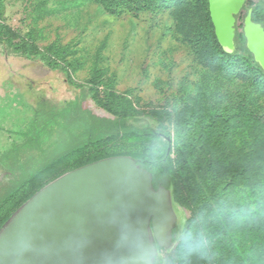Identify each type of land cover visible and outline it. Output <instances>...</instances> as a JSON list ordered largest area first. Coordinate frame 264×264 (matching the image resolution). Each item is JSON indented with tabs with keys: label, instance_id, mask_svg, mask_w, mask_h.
<instances>
[{
	"label": "rangeland",
	"instance_id": "rangeland-1",
	"mask_svg": "<svg viewBox=\"0 0 264 264\" xmlns=\"http://www.w3.org/2000/svg\"><path fill=\"white\" fill-rule=\"evenodd\" d=\"M198 6V0H187L173 10L116 14L98 0H0L1 38L16 42L31 36L35 51L46 52L68 69L65 78L42 62L0 52V221L15 201L78 167L72 163L79 155L62 157L90 131L87 110L76 97L78 85H95L100 96L131 107L127 126L158 132L115 136L88 150L114 155L165 146L162 133L173 140L190 111L201 110L202 118L208 114L218 95L204 90L208 87L232 93L239 89L242 96L247 92L241 82L227 87L219 86L220 80L211 83L217 78L209 63L213 56L195 33L202 15ZM49 162L53 164L41 170ZM176 244L158 250L166 264H180Z\"/></svg>",
	"mask_w": 264,
	"mask_h": 264
},
{
	"label": "trees",
	"instance_id": "trees-1",
	"mask_svg": "<svg viewBox=\"0 0 264 264\" xmlns=\"http://www.w3.org/2000/svg\"><path fill=\"white\" fill-rule=\"evenodd\" d=\"M98 1L116 14L122 11L133 14L152 12L163 7H172L173 10L187 2ZM198 3L199 16L200 12L202 15L195 33L201 35L204 50L213 56L209 65H215L217 80L211 83L219 84L220 80L219 86L224 84L227 87L231 82H241L247 92L242 96L239 89L233 93L219 91L217 86L204 89L210 94H218L216 98L211 97L207 115L203 114L202 118L201 110L190 111L179 124L173 140L169 133H162L165 146L153 152L132 153L130 156L151 173L155 188L162 185L171 192L172 205L178 215L172 237L174 244L178 242L175 249L179 246L177 233L181 228L185 231L204 230L213 238L210 258L205 260L194 255L189 258L188 264H264V216L250 211L264 207V71L247 49L242 33L240 41L236 39L232 53L222 48L214 33L208 0H198ZM263 3L264 0H257L248 2L247 6L245 2L243 8H246L245 15L250 10L251 19L264 29ZM30 40L31 36H24L13 42L0 36V52L3 51L6 56L42 62L48 69L59 70L67 78V67L46 52L35 51ZM78 87L80 90L76 97L87 110L89 117L86 123L89 122L90 131L80 143L62 155L63 158L79 155L72 163L74 167L114 155L100 150L88 152L101 141L133 133H158L149 126H127L125 120L133 116L132 108L118 104L113 97L100 96L95 85L80 84ZM124 100L127 101L126 98ZM52 164L49 162L41 170ZM34 192L15 201L13 210L3 217L0 225ZM221 208L225 210L221 212ZM241 209L250 212L252 218L239 219L243 215ZM187 210L190 213H186ZM157 247L159 250L160 247ZM154 264H166L159 252Z\"/></svg>",
	"mask_w": 264,
	"mask_h": 264
},
{
	"label": "water",
	"instance_id": "water-1",
	"mask_svg": "<svg viewBox=\"0 0 264 264\" xmlns=\"http://www.w3.org/2000/svg\"><path fill=\"white\" fill-rule=\"evenodd\" d=\"M244 2L208 0L214 33L229 53ZM242 31L264 71V29L250 10ZM177 224L170 190L155 188L132 156L110 155L60 174L22 202L0 225V264H154L157 246H174Z\"/></svg>",
	"mask_w": 264,
	"mask_h": 264
},
{
	"label": "clouds",
	"instance_id": "clouds-1",
	"mask_svg": "<svg viewBox=\"0 0 264 264\" xmlns=\"http://www.w3.org/2000/svg\"><path fill=\"white\" fill-rule=\"evenodd\" d=\"M221 208L220 211H224ZM250 211L256 212L258 215L264 216V207L251 209ZM243 215L239 219H251L250 212L241 209ZM177 239L179 246L176 249V260L181 264H188L189 258L192 256H199L202 259H209L212 254L214 240L204 230L189 229L185 231L183 228L178 230Z\"/></svg>",
	"mask_w": 264,
	"mask_h": 264
},
{
	"label": "flooded vegetation",
	"instance_id": "flooded-vegetation-1",
	"mask_svg": "<svg viewBox=\"0 0 264 264\" xmlns=\"http://www.w3.org/2000/svg\"><path fill=\"white\" fill-rule=\"evenodd\" d=\"M257 0H255L256 2ZM246 2V1H245ZM244 2V4H245ZM243 10V7L242 9ZM240 10V12H241ZM238 13L236 16H235V35H234V41H235V45H236V39L237 41H240V33L243 34V31H242V28H243V22H244V17L246 16L245 14H241V13ZM246 13V11H245ZM253 21V20H252ZM257 23V22H256ZM263 28V27H262ZM244 36V35H243ZM245 45H246V39H245ZM253 56V55H252ZM254 58V57H253ZM174 236L173 234V230H172V237ZM161 248V247H160Z\"/></svg>",
	"mask_w": 264,
	"mask_h": 264
}]
</instances>
